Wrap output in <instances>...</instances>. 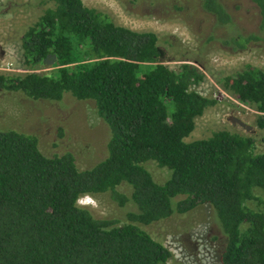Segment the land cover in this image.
<instances>
[{"label": "trees", "instance_id": "16d2710c", "mask_svg": "<svg viewBox=\"0 0 264 264\" xmlns=\"http://www.w3.org/2000/svg\"><path fill=\"white\" fill-rule=\"evenodd\" d=\"M45 1L51 7L19 40L28 72L0 73V90L34 101L64 94L91 101L108 130L106 154L78 170L70 153L44 157L34 136L0 131V264H167L169 251L142 228L203 205L222 234L218 264H264V210L248 206L259 201L255 191L264 194V152L226 130L183 141L216 103L194 90L204 80L201 65L169 68L153 33L116 26L80 0ZM251 1L262 31L264 0ZM199 2L216 24L230 23L218 0ZM46 56L50 69L35 72ZM217 83L256 113L264 145V70L246 64ZM149 161L166 170L162 183L143 167ZM121 184L127 197L115 190ZM106 192L118 206L134 207L121 225L77 203Z\"/></svg>", "mask_w": 264, "mask_h": 264}, {"label": "rangeland", "instance_id": "374dc122", "mask_svg": "<svg viewBox=\"0 0 264 264\" xmlns=\"http://www.w3.org/2000/svg\"><path fill=\"white\" fill-rule=\"evenodd\" d=\"M89 9L100 11L116 26L134 32H150L157 37L159 61L169 68L197 62L204 75L194 90L203 97L215 99L193 122L191 142L226 130L246 135L253 140V152H264L262 131L254 124L256 113L224 93L218 80L243 65L264 70V29L258 30L259 17L251 0H218L230 20L218 25L212 16L202 11L199 0H80ZM51 4L45 0H0V73L23 75L28 72L21 64L20 36L33 25ZM238 38L250 39L239 46ZM47 58L34 68L37 73L50 69ZM199 69V68H198ZM234 117L250 127L245 132L231 125ZM12 130L32 135L38 151L44 157L70 153L78 170L88 169L105 157L108 130L97 117L91 101H77L64 94L57 102L29 100L18 92L0 90V131ZM155 183L167 178L166 170L153 162L143 164ZM115 190L127 197L129 187L121 184ZM258 202L248 206L264 210V194L255 191ZM78 205L95 219H107L121 225L125 214L134 211L129 203L123 206L103 193L90 198L83 196ZM154 241L170 253L167 264H218L223 246L222 234L210 207L203 205L180 215L142 228Z\"/></svg>", "mask_w": 264, "mask_h": 264}, {"label": "water", "instance_id": "95a60500", "mask_svg": "<svg viewBox=\"0 0 264 264\" xmlns=\"http://www.w3.org/2000/svg\"><path fill=\"white\" fill-rule=\"evenodd\" d=\"M46 58H48V56H46ZM52 62H53V57H51V60L48 64H52ZM228 121L231 125H236L237 127H240L241 129H243L245 132H248L250 130L249 126L243 124L241 121H239L238 119L234 117L229 118Z\"/></svg>", "mask_w": 264, "mask_h": 264}, {"label": "clouds", "instance_id": "9594fccd", "mask_svg": "<svg viewBox=\"0 0 264 264\" xmlns=\"http://www.w3.org/2000/svg\"><path fill=\"white\" fill-rule=\"evenodd\" d=\"M80 199V198H79ZM78 203V202H77Z\"/></svg>", "mask_w": 264, "mask_h": 264}, {"label": "flooded vegetation", "instance_id": "af4514ba", "mask_svg": "<svg viewBox=\"0 0 264 264\" xmlns=\"http://www.w3.org/2000/svg\"><path fill=\"white\" fill-rule=\"evenodd\" d=\"M219 2V1H218Z\"/></svg>", "mask_w": 264, "mask_h": 264}]
</instances>
